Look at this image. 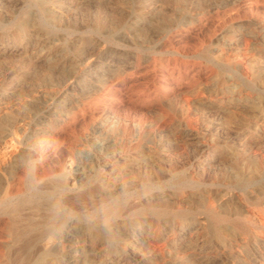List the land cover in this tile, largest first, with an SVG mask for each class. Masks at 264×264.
<instances>
[{"label": "rangeland", "instance_id": "rangeland-1", "mask_svg": "<svg viewBox=\"0 0 264 264\" xmlns=\"http://www.w3.org/2000/svg\"><path fill=\"white\" fill-rule=\"evenodd\" d=\"M253 1L0 0V212L60 181L81 207L75 243L37 264H264Z\"/></svg>", "mask_w": 264, "mask_h": 264}, {"label": "bare ground", "instance_id": "bare-ground-1", "mask_svg": "<svg viewBox=\"0 0 264 264\" xmlns=\"http://www.w3.org/2000/svg\"><path fill=\"white\" fill-rule=\"evenodd\" d=\"M210 1V0H209ZM218 1V0H216ZM240 1V0H237ZM253 1V0H252ZM236 2V1H235ZM234 2V3H235ZM258 2V1H257ZM261 2V1H260ZM212 3V2H211ZM237 3V2H236ZM251 3V2H250ZM254 1L252 2V4ZM233 4V3H232ZM238 4V3H237ZM256 4V2H255ZM263 4V3H262ZM214 5V4H213ZM227 5V4H226ZM251 5V4H250ZM228 6V5H227ZM252 6V5H251ZM250 6V7H251ZM202 8V7H201ZM228 8V7H227ZM236 8V7H235ZM226 11V10H225ZM233 11V10H232ZM210 12V11H209ZM229 9H228V14H229ZM232 14V13H231ZM256 14V13H255ZM251 15H252V9H251ZM225 16V15H224ZM255 17V16H254ZM253 17V18H254ZM258 17V16H257ZM255 17V19H258ZM225 19V18H224ZM233 19V18H231ZM227 21V20H223ZM258 21V20H257ZM256 21V23H257ZM248 22V21H247ZM255 22V21H254ZM261 22V20L259 21ZM224 23V22H223ZM261 24V23H259ZM225 25V24H224ZM241 25V24H240ZM252 26V25H251ZM254 26V25H253ZM259 26V25H258ZM22 27V26H21ZM246 27V26H245ZM261 27V26H260ZM263 28V27H262ZM261 28V29H262ZM246 29V28H245ZM244 29V30H245ZM251 29V28H250ZM249 29V30H250ZM255 29V28H254ZM264 29V28H263ZM243 30V31H244ZM258 31V30H257ZM262 31V30H261ZM260 31V32H261ZM247 32V31H246ZM255 32V31H254ZM248 33V32H247ZM247 35V34H246ZM250 35V34H248ZM255 35V34H254ZM263 41V40H262ZM250 42V41H249ZM248 42V43H249ZM231 43V42H230ZM252 43V42H250ZM260 43V42H259ZM263 43V42H262ZM251 45V44H250ZM253 46V44H252ZM254 47V46H253ZM258 47V45H257ZM222 48V47H221ZM220 48V49H221ZM255 48V47H254ZM252 49V48H251ZM250 49V50H251ZM229 50V49H228ZM236 50V49H235ZM264 50V49H263ZM239 51V50H238ZM248 51V49L246 50ZM253 51V50H251ZM216 53V52H215ZM223 53V52H222ZM252 53V52H251ZM254 53V52H253ZM220 54V53H219ZM248 54V53H247ZM255 54V53H254ZM259 54V53H258ZM224 55V54H223ZM257 55V54H256ZM244 56V55H243ZM264 56V55H263ZM219 57V56H218ZM242 57V55H241ZM253 57V56H252ZM195 58V57H194ZM217 58V57H216ZM262 61V60H261ZM13 141V140H12ZM13 143V142H12ZM14 144V143H13ZM15 145V144H14ZM8 149V148H7ZM13 158V156H12ZM10 159V158H9ZM6 164V163H5ZM11 165V164H10ZM9 166V165H8ZM9 168V167H8ZM15 170V169H14ZM33 174V173H32ZM60 177V176H59ZM55 180V179H54ZM29 181V180H28ZM60 180H58L59 182ZM31 181L28 182V184ZM57 182V181H55ZM61 182V181H60ZM55 183V186L51 190H43V189H37L36 187L32 189V192L27 196L26 198L22 199L21 201L17 202L14 204L13 200L16 199V196H18V193H13L10 190L6 192L7 194V199L10 198V201L6 203V207L0 212L2 213L3 216L4 214L7 217V221H3L0 219V222L3 221L5 222L4 229L6 230V241L4 243H0V256L4 257L6 259V263L4 264H37V262L41 260H45V258L48 255L53 254L55 250H57L60 246L65 247V246H71L74 244V234L78 233L77 229V221L76 217L78 214V210L81 208L77 203L78 198L75 196H70L69 193L70 191L74 190L73 187L69 185V183L61 184V183ZM34 183V182H33ZM32 183V184H33ZM27 184V185H28ZM54 184V182H53ZM18 185V184H17ZM35 185V184H34ZM33 185V186H34ZM51 185V183H50ZM85 185V184H84ZM29 186V185H28ZM39 186V185H38ZM83 186V185H82ZM24 187V186H23ZM26 187V186H25ZM81 187V185H80ZM84 187V186H83ZM27 189V188H26ZM31 189V188H30ZM29 189V190H30ZM82 189V188H81ZM7 190V189H6ZM85 190V189H84ZM89 190V189H88ZM82 191V190H81ZM91 191V190H90ZM24 192V191H23ZM27 192V191H26ZM74 192V191H73ZM72 192V193H73ZM78 193L80 191H77ZM86 193V192H84ZM83 193V194H84ZM92 193V192H91ZM23 194V193H22ZM75 194V193H74ZM80 194V193H79ZM78 194V197H79ZM82 194V195H83ZM20 195V193H19ZM81 195V194H80ZM91 195V194H90ZM89 197L91 198V196ZM103 195V194H102ZM77 196V195H76ZM86 196V194L84 195ZM20 197V196H19ZM18 197V198H19ZM22 197V196H21ZM87 197V196H86ZM4 198V197H3ZM58 198V200L56 199ZM80 200L82 199L81 196L79 197ZM84 198V197H83ZM41 200L40 203H36V207L38 210L42 212V218L44 219L43 224L39 223L37 219L33 217V209L32 212L28 211L30 208H28L31 203L34 201ZM92 200V199H91ZM104 200V199H103ZM3 201V200H1ZM84 200H82L83 202ZM107 201V200H106ZM105 201V202H106ZM5 202V199H4ZM87 202V201H86ZM94 202V201H91ZM90 202V204H91ZM3 203V202H2ZM35 203V202H34ZM33 203V204H34ZM84 203V202H83ZM103 203V202H101ZM120 203V202H119ZM118 203V204H119ZM82 204V203H81ZM88 204V203H87ZM117 204V203H116ZM121 204V203H120ZM86 205V204H85ZM93 205V204H92ZM124 205V204H123ZM82 206V205H81ZM88 206V205H87ZM97 206V205H96ZM116 206V205H115ZM31 207V206H30ZM90 207V206H89ZM98 207V206H97ZM102 207V205H101ZM112 207V206H111ZM33 208V207H32ZM31 208V209H32ZM88 208V207H87ZM99 208V207H98ZM110 209V207H107ZM114 208V206H113ZM120 208V207H119ZM93 209V208H92ZM90 209V210H92ZM96 209V208H95ZM118 212L117 207L115 208ZM124 209V208H123ZM123 209L121 211H123ZM83 210V209H82ZM85 210V209H84ZM89 210V208H88ZM112 210V209H111ZM214 210V209H213ZM37 211V209H36ZM39 211V212H40ZM81 211V210H80ZM86 211V210H85ZM94 211V210H93ZM97 211V210H96ZM127 211V210H126ZM133 211V210H132ZM40 212V213H41ZM56 212H61L63 215H67V220L64 222L62 221L63 224H56L53 220L54 215ZM105 212V211H104ZM107 212V211H106ZM212 212V211H211ZM36 213V212H35ZM82 213V212H81ZM86 213V212H85ZM90 213V212H89ZM124 213V212H123ZM129 211L127 212V214ZM69 214V216H68ZM84 214V212H83ZM106 214V213H104ZM113 214V212H112ZM111 214V215H112ZM131 214V213H130ZM219 214V213H218ZM38 215V214H36ZM85 215V214H84ZM103 215V214H102ZM109 215V216H111ZM120 215V214H119ZM122 216V215H121ZM125 216V215H124ZM6 217L4 216L5 220ZM103 217V216H102ZM64 218V217H63ZM99 218V217H98ZM104 218V217H103ZM109 218V217H108ZM113 218V217H112ZM118 218V217H116ZM123 218V217H122ZM126 218V217H125ZM39 219V218H38ZM101 219V218H100ZM207 219V218H206ZM215 219V217H214ZM218 219V218H217ZM42 220V219H41ZM87 220V219H86ZM108 220V219H107ZM112 220V219H111ZM115 218H113V221ZM120 220V219H119ZM125 220V219H124ZM208 220V219H207ZM225 220V219H224ZM81 221V220H80ZM92 221V220H91ZM103 221V219H102ZM227 221V220H226ZM98 222V221H97ZM96 222V223H97ZM107 222V221H106ZM116 222V221H115ZM122 222V221H121ZM218 222V221H217ZM82 223V222H81ZM94 223V222H93ZM111 223V222H110ZM117 223V222H116ZM3 224V223H2ZM79 224V223H78ZM84 225V224H82ZM87 225V224H86ZM103 225V223H102ZM106 225V224H105ZM120 225V224H118ZM213 224H211L212 226ZM215 225V224H214ZM2 226V225H1ZM47 227L44 229L42 232H38L37 230L40 227ZM80 227V226H79ZM86 227V226H85ZM89 227V226H88ZM241 227V226H240ZM105 228V227H104ZM107 228V226H106ZM115 228V227H113ZM194 228V227H193ZM217 227H215L216 229ZM242 228V227H241ZM81 230V228H79ZM87 229V227H86ZM96 229V227H95ZM220 229V228H219ZM218 229V230H219ZM238 229V225H237ZM83 230V229H82ZM96 231V230H95ZM107 231V230H106ZM115 231V230H114ZM117 231V230H116ZM38 232V233H37ZM89 232V231H88ZM92 232V231H91ZM94 232V231H93ZM121 232V231H120ZM98 233V232H97ZM217 233V232H216ZM224 233V232H223ZM86 234V233H85ZM96 234V233H95ZM121 234V233H119ZM118 234V235H119ZM94 235V234H93ZM99 235V234H98ZM106 235V234H105ZM80 236V235H77ZM107 236V235H106ZM121 236V235H120ZM119 236V237H120ZM1 237V236H0ZM84 237L81 235V238ZM122 237V236H121ZM90 239V237H88ZM112 238V237H111ZM123 238V237H122ZM254 238V236H253ZM83 239V238H82ZM102 240V239H101ZM117 240V239H115ZM119 241V240H117ZM253 242V241H252ZM262 242V241H261ZM87 243V242H86ZM91 243V241L89 242ZM106 243V242H105ZM118 243V242H117ZM102 245V244H101ZM257 245V244H256ZM99 246V245H98ZM107 246V245H106ZM88 248V247H87ZM92 248V247H91ZM99 248V247H98ZM66 250V249H65ZM92 250V249H91ZM73 251V250H72ZM89 251V250H88ZM127 251V250H126ZM70 252V251H69ZM205 252V251H204ZM60 253V250H59ZM58 253V254H59ZM62 253V252H61ZM121 253V252H120ZM91 254V253H90ZM122 254V253H121ZM65 255V254H64ZM127 255V254H126ZM205 255V253H204ZM66 256V255H65ZM61 257V256H60ZM67 257V256H66ZM65 257V258H66ZM50 258V257H49ZM64 258V257H63ZM73 258L74 264L79 263V257L77 256V250H74V254L70 257ZM126 258V257H125ZM138 258H140L138 256ZM62 259V258H60ZM69 259V258H68ZM124 259V258H122ZM56 260V258H55ZM88 260V259H87ZM4 261V260H3ZM86 261V260H85ZM84 261V262H85ZM89 261V260H88ZM145 260H143L144 262ZM1 262V261H0ZM124 262V261H123ZM259 262V261H258ZM42 263V261H41ZM44 263V262H43ZM48 263V262H46ZM55 263V262H54ZM88 263V262H87ZM131 263V262H130ZM62 264V262L60 263ZM128 264V263H127Z\"/></svg>", "mask_w": 264, "mask_h": 264}]
</instances>
